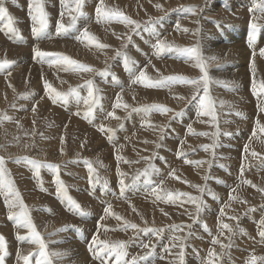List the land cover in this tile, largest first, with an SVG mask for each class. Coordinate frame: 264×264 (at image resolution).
Returning <instances> with one entry per match:
<instances>
[{
  "label": "rangeland",
  "instance_id": "obj_1",
  "mask_svg": "<svg viewBox=\"0 0 264 264\" xmlns=\"http://www.w3.org/2000/svg\"><path fill=\"white\" fill-rule=\"evenodd\" d=\"M104 1L106 2L105 5L107 7L117 9V10L123 12L124 15L128 16L132 20L139 22L142 26L145 22H147L149 20V18L155 19L158 17H163V19L161 20V25L155 26L156 31L160 34V37L162 40H165L168 43L176 44V45L181 46V47L197 46L196 38H197L198 33H200V32L204 33L205 32V34H209L206 31L209 27L212 28V26L214 27V30L217 31L218 34L221 33V35H220L221 37H223V34L225 32L241 33L242 31L243 32L246 31L245 38H248L249 32H250V28H249L250 22H256L258 24L260 23V25L261 24L262 25L260 26L259 30L256 32V38L260 39V40L262 37V30L264 29V23H263L264 22V13H262L258 9H256V10L253 9V5L259 4L261 2V0H129V1L124 0L128 4L125 2L118 1V0H114V1L113 0H104ZM28 2H29V0H5V7L8 9L9 14L14 18V21H15L14 27H16L20 31L21 35H23V36H27V35L29 36V34L31 33V27H32V22H31V19L29 17V13H28ZM97 3H98V1H97ZM97 3L94 2V3H91L89 5L85 4V7H84L85 15L83 17L79 18V20L77 21V24H78L77 27L79 29L87 28L89 30V32L92 33L97 38L99 43L108 45L107 48L101 49V48H98L94 45H90L87 42H81L80 40L75 39V36L78 35V32H75V31H72V36L70 35V36H58V37L55 36L54 37L55 41H57L58 39H61V40L73 39L74 43H76V45L75 44L72 45L74 48V51H75V52H73V54L71 51H69L68 47H62L61 48V46L56 44V43H54L55 46H53L51 48L52 53H60L64 56H68L71 59L79 62L80 64L90 66L95 71H92V72L73 71V70H67L66 71V70H64V66L61 64L55 63V62L50 61V60L49 61H44V60L41 61L39 59L36 62H30V63L28 62V64H26L27 62H21V63L13 64L10 68L5 69V71L2 74L4 76H9V73L12 75V73H15V72L21 70V68L23 66H24V68L38 66V67H40V70H43V72L46 74V76L49 74L48 76L50 77L49 79L48 78L46 79V77H41L40 79H38L37 83L40 86L41 85L44 86L45 82H47L48 84H50L52 86V88H55L56 90H58L60 88L68 90V88H74L75 86L77 87V86L84 85V82L86 81L85 77H87L90 80L94 81L95 82L94 84L98 85V87H106V84H105V86L104 85L102 86L101 83L102 82L107 83V81L98 80L99 83L96 81L97 80V73L100 70H103V68L105 66L108 67L110 65L111 66H110L109 71H112L115 69L117 70L118 65H119V63H121L122 59H118L119 57L116 55V53L118 50L125 51L128 48L129 44H127V37L128 36L133 37V35L135 33L132 32V26L131 25H126L125 23H121L118 20H111V21L87 20L89 18L97 19L96 13L94 10ZM123 3L127 4V6L129 5L130 9H126V6L123 5ZM111 4H112V6H111ZM157 4L161 5V8L158 9L157 7H155V5H157ZM181 6H196V11L194 14L189 13L187 11L181 10ZM24 7H25L26 11H24ZM57 7L60 8L59 0H46L45 9H46L48 16H49L48 32H51V33H53L52 32L53 28L54 29L56 28L57 20L60 19V12L57 10ZM86 7H88V8H86ZM250 9H253V10L250 11ZM180 12L184 14V19L183 20H175L176 17H174V14L175 13L177 14ZM170 18L172 20L168 21V19H170ZM67 19H68V17L65 16L64 21L67 22ZM190 19L193 20V22H191ZM196 19H197V21H195ZM188 20H190L191 23L187 22ZM28 21H29V25H30V27H29L30 33L27 32L26 22H28ZM201 21H202V23H201ZM212 21L218 22V23H220V25L217 23L210 24ZM6 23H7L6 19L0 18V28H4ZM223 23L224 24L228 23V25H229V26L227 25L228 28H225V25ZM177 24L180 25L179 30H177V28H176ZM218 25H219V27H218ZM182 26H184V27H182ZM185 26H187V27H185ZM200 26H201V28H200ZM221 26H223V27H221ZM193 27H195V28H193ZM181 28L183 30H181ZM203 28H205L204 31H203ZM184 29H187L188 31L185 32ZM223 29H226V30H223ZM145 33L146 32L141 31L140 32L141 35L136 34V39L138 40V43H140V44H138V46L142 49L143 48L146 49V38L147 37L148 38L155 37V36H152L151 34H146V36H144ZM203 33H202V37L204 38L206 35ZM5 34H7V36L12 39L11 34L8 33L6 30H5ZM12 41L17 43V44H21L20 42H17L13 39H12ZM24 41L26 42V44L28 46H30V47L32 46L33 48H36V47L39 48V46L41 45V42H42L41 41L39 43L40 40H37L35 43L33 41H29L26 39H24ZM243 42L244 43L241 42L242 44L240 45V47H242V48L235 49V52H238V53L241 52V50L244 48V45L247 43V41L243 40ZM69 44H72V43H69ZM35 45H36V47H35ZM5 46L7 47L8 44L5 43ZM253 46H252V48H253L252 53L255 52V56H256V45H255V43ZM54 47H56V48H54ZM33 48H31L32 51H33ZM200 49H201V52L206 51V53L204 52L206 54L204 56H207V58H204V59H205L207 68L213 69V68L220 65L221 61L218 60L219 57L217 55H214V57H216L215 60L209 59L210 58L209 57L210 48L206 47V45L203 44L202 47H200ZM260 49L261 48L259 46V48L257 49V52H259ZM53 50H54V52H53ZM6 52L9 53L7 50H6ZM149 53L150 52L146 49L144 54H142L143 56L141 55V58H142V62H143L142 65L147 64L146 68L143 70L145 71L146 75L149 78H151L152 80H158V79H162L164 77H169V76H184L190 80H200V78L203 76V73L201 72L200 68L196 66V63L194 64L193 61H195V60L188 59V58L186 59L185 57L181 56L184 58L182 60V59H179L177 57V55L174 53L173 54L165 53L164 54L165 61H160L158 63L157 62L152 63L153 58H152L151 54L149 55ZM127 55H128V53H127ZM254 58L255 57L251 54L249 65L247 68L252 73H253L252 68H254L255 73L257 72L255 74V75H257V76H255V77H257L256 82H257V84H259L261 81H263V78L259 75V72L261 71L260 69H262V67L264 68V59L263 58H257L256 61L254 62L253 61ZM160 59L161 58H159L156 61H159ZM134 60H136V59H134ZM177 61H182V62H177ZM49 62H50V64H49ZM32 63H34V64H32ZM46 63L49 64L48 68L43 67ZM259 64H260V66H259ZM102 65H105V66L102 67ZM141 66L136 67V69L138 70L137 71L138 73H139V69H142ZM24 68H22V69H24ZM54 70H55V72H54ZM209 77L211 80L210 83L208 84L209 96L213 102L215 101L214 106L218 107V108H216L217 110L214 107V111L216 110L215 111V116H216L215 123L213 122L211 116H198V114L197 115L195 114V112L196 113L199 112V107L197 104L198 99L192 100V97H193V95H197V96L203 95L202 85L198 88L196 85H193V84L181 83V86H180L179 82H173V83H167L161 87H145L141 83H139V84L134 83L131 85V82H130V83H128V85L126 84L127 88L130 89V90H127L120 83H117V87L123 93L124 104H127L128 108L125 109V108L121 107L120 109L119 108L117 109V117H119V113H122V114L120 115L121 118L115 120V123H118L120 121V119L124 120L128 117V116H123V112H124V114L135 113V111H133V109H138L142 106L144 107V106H150V105H163V106L172 110L171 112H167V113H161L159 111H154L155 113H149L151 116H153L152 117L153 119H155L154 117L158 118V113L160 115L162 114V117L157 122V125L154 124L152 127L154 129V130H152V131H154V133L156 131V128L158 129V133L155 136V137H157V139H155V137L153 136L154 133L146 135V138L142 141V145H144V146H142V151H143L141 154L142 156L138 157L136 162L134 163V166H135L134 169L138 168L139 173L143 172L142 170H144L145 168H148L150 164L154 165L155 168L158 169V171L153 172L151 174V176H150L151 183H146L145 178L142 176L138 181H136L135 184H133V179H130L129 174L125 173L126 174L124 177L125 183L127 185H129V187L126 188V190H127L126 193L128 196L124 200L121 199L122 196H120V195H123V194H121V191H120V185H119L120 177L113 182H109L108 184H110V185L112 183H116V184L112 185L110 187H107V188L103 187L102 182H101L102 184H100V183L99 184H95V183L93 184L92 183V185H94L95 187H99V188L97 189V191H94V187H92V188L90 187V188H88L89 190L86 189L85 194L92 202H94L96 205H99V207H97L95 209V211L93 212V210H91L87 206L83 205L82 208L88 213L86 216H83V217L69 211L67 208L68 207L67 204H63V200L59 201V203L62 206V208L60 210H63L61 215L62 216L65 215V216L62 217L60 215L61 218H60V216H57L58 220L55 219L56 216L54 218L55 220L52 219L50 221L49 219H47L49 221V224L53 223L52 221H54L53 224L55 226L50 225L49 226L50 228L48 227V229H43V225L41 224L42 229L41 230H40V228H38L39 230L37 229V231L44 238L45 243L47 240V243H46L47 246H49V245L51 246V247L50 246L48 247L49 251H53L54 249H56V251L60 252L59 251V249L61 250L60 247L65 246V244H61L59 242V238H63L65 235H68L67 237H69V239H68L69 241H71V238H75V239H78L81 241V243H79V245H78V250L84 251L85 257L87 258V260L89 259L88 260L89 262L94 260L92 253L89 251V244L92 240L93 235H98L100 240H108V241L110 240L109 239L110 236L108 237V239H104V237L109 234V232H108L109 229H107V228H109L108 224H105V220L108 216V214H106V212H105V207L110 206L111 209L119 208V207L120 208L125 207V208H127L126 210H128L130 212V214L134 213L133 209L136 208L135 214H138V217L127 218V219H124V221H127L128 223L133 222L134 224H137L139 228L149 227V228H156V229L162 230L159 235H156L154 233L141 232V234L138 236V232L135 231L134 234H132V236L130 237V239H126L125 238L126 235L123 236L122 240L127 242V247H126L127 256H125V258H124L125 261H131V259L133 257H137V259H138L139 256H143L148 251H151L152 255L148 256L147 259H145V260H139L138 259V264H167V263L168 264H179L178 253H179L180 249L178 247H176V248H170L169 251L165 250L166 246H170V245H172L173 242H176V241H174L173 238H174V234H176V232H178L179 230H175L172 227H170L172 225L184 226L183 231H182V235H180V236L181 237L187 236V239L184 241L186 244L185 249H188V251H187L188 255H189V251L192 254H194L193 255V261L195 262V264H205V261H206L207 255H208V251L210 249H214L217 253L221 254L219 264H248L251 256H253V255H255L257 257L264 256V240H262L260 238V236L258 235V231L260 229V223H261L262 219H264V211H263V209H264V194H261L259 191H257V188H264V170H260V168L264 167V154L262 156V153H264V151L260 153L261 148L264 145V142L260 145V143L258 142L259 135L258 136L255 135V137H253L254 129L258 130L257 121H259L260 125H264V116H263L264 111L260 110V107L264 106V95L257 96V95L251 94V97H250V99H248V101L257 99L254 102V104L252 105V107H253L252 110H253V113H255V114L252 118V121H250L251 124L254 126H251L249 121L244 123L248 127L252 128V130L249 132L250 135L242 136V137H240L239 141L235 142L233 137L235 138L236 135L232 132L235 131V128H237V125H233V123H231V122L233 120L234 113H236L238 111V109H236V111H234V109H233V113H231L232 109H230V111H229V108H226V107H228V105H232V104L234 105L232 107L238 106L239 101L243 99L241 93L246 92L247 88L252 87L251 85H252L253 79L251 77H253V76H249V78L252 79V80L248 81V85H250V86H248L244 82H241V83L240 82L238 83L237 81L235 82L236 85L234 84L233 85L234 87L232 86V88H237L238 93L235 90H230V91L227 90V88L229 89L230 85H232V84H229V86H228V83H222V85H227L228 86L227 88H225L223 90L216 89L215 84L212 80V79H214V77H212V76H209ZM23 80L20 81V82H25V84L22 88L19 86V82H14V83H12L13 85L11 84V86L7 88L6 92H4L3 90H0V93H1L0 94V116L6 115L8 117H11V119H6L7 122H5L6 121L5 119L0 120V146H3V148H0V157L4 158L5 167L9 171L11 179L14 181L15 186L17 187L18 191L20 192L24 203L28 206L29 212L31 215L33 212L35 213V211L37 213L40 211V209H38V207L39 206L41 207V203H42L41 200L43 199V196H47L51 200L56 199V196H57V194H56L57 185L55 183L56 174L54 172L46 174L45 173L46 169L44 168L45 170L44 169L40 170L39 178H37V176L35 175L34 170L32 169L31 166H29L30 170H28L24 165H22L23 160H21L18 163V162H15L17 160L16 158H18V157H29V158L37 159V160L44 161V162H46L48 160V161H50V163H53V162L55 164L60 163V166L65 167V165L63 163L64 162L69 163L70 162L69 158L73 155V153L80 154L83 151V148L78 150L77 146L74 145L73 143H71V141L69 139H67L68 141L65 139L64 146L66 144H67V146H68V144H71L72 146L68 147L69 151L65 152L66 154L64 157L58 158V159H53L50 157L45 158V156L42 154L43 151H42L41 145H43V143H46L47 140L45 142L43 141L42 137H44V135L41 133L43 131L40 130L42 118H40L39 115H35V113L30 115V113H31L30 110L32 109L31 107H27L25 110H23L24 105L26 104L23 101L25 99L24 95H23L24 94L23 91L25 90L26 92H28L29 93L28 96H30L31 94L35 93V92H32V90L35 91V89L31 88V84L29 82L27 83V81L25 79H23ZM55 80H57V81L55 82ZM211 82H212V84H211ZM59 83H61L63 87H60ZM171 85H177V86L176 87H170ZM42 86H41V88H45ZM57 87H59V88H57ZM160 88H161V90H160ZM9 89H10V91H8ZM169 90H170V92H169ZM42 91H43V93L45 92L44 96L46 98L48 96V94L46 93L45 90H42ZM226 91H228V93ZM101 92L103 93L105 91L101 90ZM115 92H118V91L115 89ZM224 92L227 94H225ZM4 93L6 96L4 95ZM222 93H224L225 95H229V97L231 96L230 97L231 99L230 100L229 99L223 100V98H219V97H221ZM126 96H127V98H126ZM17 97H18V99H17ZM157 99H159V100H157ZM1 100H3V101H1ZM219 100L225 102L227 106L226 107L223 106V105H225V103L221 104V102ZM216 103L217 104L219 103L223 107H221L219 104L216 106ZM35 106H36V101H35ZM196 107H198V108H196ZM238 107L241 108V106H238ZM222 108H226L225 112H224V110H221ZM52 109H53V107H52ZM5 110H6V112H5ZM79 110L80 109H78L77 111H79ZM106 110H107V108H106ZM112 110H113V108L111 107L109 112ZM182 111H186L187 113H181V115H179V116L173 115V113H180ZM53 112L57 115L58 119L62 120V122L70 120V118H74L73 119L74 122H76V124H78L79 127L83 126L81 121L79 120V118H76L77 117L76 113H72V110H71L69 115H65L63 117H60L55 110H53ZM216 112L217 113L219 112L220 114L223 115V117L221 118L220 121H219V117H217L218 114ZM190 114L196 116V119H198V121L194 122L195 118H193V120H191L190 123L187 124L188 126H190L194 122V128H196L195 129L196 131H194V133H208L209 135H206V136L205 135H196V136H202L201 143L199 145H193L189 148H184L181 146L176 147L178 150H184L186 152V155L184 156V158H186V159L188 158L187 159L188 161H190L191 158L199 159L201 161H205V163H202V166H201L202 169L200 171L198 169H195L196 171L192 170L189 173H186L187 174L186 175V177H187L186 182H188L186 185L189 188H187L186 192H184V193H188L191 196H200L202 199H204V202L207 200L205 202L204 210H206V208L208 207V203L211 201L216 206L215 214L220 215V210L222 208L224 209L225 215L220 216V218H218V219L228 222L235 229V234L232 236L231 241H230L231 247L226 248L224 250H222L220 248L219 244L213 245L212 244V238L218 237L222 243L228 244L229 240L226 239V237H228V235H229L228 232L225 230L224 235L219 236V228H213L211 225L208 224V222H205L203 220V217L205 219H208V217H206V215L199 214L197 216L196 211H195V204L186 202L187 201L186 197L179 199V202H180V200L182 202H180L181 204H178L179 206H177V209L176 208L169 209L168 207H165L163 209L162 208V207H164L163 204H162V206H160V204H158L156 202L154 203L153 201L152 202L149 201L150 200L149 198L151 197V195L155 194L159 190V188H158V189H153L152 191H150V186L152 184H154L155 182H158V181L162 182V180L165 177L168 178L167 175L169 176V178L172 180L171 182L173 183V178L169 174V170L177 168L178 165L173 166V162L180 159L179 158L180 156H178L176 158V156L179 153L174 151L172 146H169V147L165 146V145H169L172 143V139L167 135L169 133V132H167V128H170L172 133L176 132L177 133V139H180L181 129L185 126L186 121L190 117ZM115 115H116V113H115ZM231 115H232V119H230ZM23 117H28L27 122L29 123V125L27 124L26 125L27 127L26 126L25 127H21V126L18 127V125H20V123L22 122ZM129 118H130V116H129ZM111 120L112 119L108 120L109 125H112L114 123L113 120L112 121ZM123 120H121V122H120L121 124H122ZM221 121H227V123L223 122V123H225V125H224L223 123H221ZM24 122H22V123L24 124ZM103 122H104V120H103ZM83 123L86 124L90 128L88 131L89 133L91 130L94 132L95 131L100 132L98 130L100 127L99 126L97 127L96 124L93 125V123L90 124L87 122H83ZM120 123H119V125H120ZM14 124L16 125V127ZM231 124H232V132L229 131V130H231L230 129ZM98 125H100V123ZM222 125H224L225 127L224 126L222 127ZM12 126H14V127H12ZM65 126H67V124ZM106 127L108 128V125ZM65 128L66 127H64V129H61L62 133H64ZM113 128H114L115 133H118L121 131L123 132V129H120L119 126L118 127L113 126ZM115 128H117V129H115ZM161 128L164 129L163 139L160 138L161 137V131H160ZM217 128L219 129V132H220V135H219L218 140H217V143H219V144H218V147H216L214 149L216 156L215 155L213 156L212 150L205 151L204 149H202L201 146L202 145H210L213 143V139H212L211 134L213 132H216ZM118 129H119V131H118ZM12 130H13V132H12ZM223 130H226L225 133L230 132V135H227V136H230V137L233 136L232 137V143H234V145L238 146L237 155L236 156L232 155L231 166L229 164L228 165L231 167V170H235L237 168L238 171H242V178L238 177L228 167H226V168L221 167V166L217 167L219 170L218 173L219 174H221V173L227 174L232 179H235L238 181H242V182L245 180L250 181L252 185H255V186L257 185V187H252V186H250L251 184H248L249 189L247 191L241 190V188H243V187L245 188V186H241L240 189H238L235 192L236 182H233V180H232V184H231L232 187H229L230 186L229 180H221L220 176H219V178L210 177L207 180H205V176L208 177V169H209L208 168L209 163H207V161L211 160V164L213 161L221 162V159L228 161V160H226V158H228V155L226 157V154L223 155L221 153L223 150L221 147V144H222V142H224L222 137L225 136L224 134L222 136V133H224ZM227 130H228V132H227ZM10 133H11V135H8ZM246 133H247V131H246ZM246 133H245V135H246ZM3 134H5L7 137ZM190 134L192 135V137L194 136V134H192V133H190ZM108 135H109V132H100V136H102V137H100L101 138L100 144L103 142V140H105V141L107 140ZM112 135H113V133H112ZM185 135L183 133V138H185ZM239 135H241V134H239ZM172 136H173V134H172ZM60 138H62V136ZM11 139H13V140H11ZM14 139H16V140L14 141ZM40 140H42V141H40ZM241 140H242V142H241ZM118 143H119V145H121L119 138H118ZM133 143H135V142H131L129 144L130 146L128 145L127 146L128 148L126 147L128 151L133 146ZM174 143H172V145ZM247 143H249V145ZM253 143L256 144V148L253 149V151L255 153L259 154L258 157H253L252 155H250V152L252 151V149L250 147L252 146ZM56 145H58V144H56ZM157 145H159V147ZM245 145L248 146V152L247 153L245 152ZM195 147L196 148L198 147V149H200V150H198V151L194 150V149H196ZM126 148L125 149L123 148L124 152L126 151L125 153H127ZM57 149H60L61 151L59 150V152L62 153V149L60 148L59 145L57 146ZM64 150H65V148L63 149V151ZM113 150L118 151L117 145H116V147L113 148ZM203 150L205 151V153ZM75 151H77V152H75ZM194 151H196L197 153H201V151H202V154H203L202 157L199 158L198 154H195V156H194V153H195ZM90 152H88V153L92 157H96L94 155L99 154V150L97 152L95 149L93 151H90ZM116 153H118L116 155H119V153H121V150H120V152H116ZM246 155H247V158L243 159V160L240 159L241 160L240 164L237 166L238 157L240 158V156H242L244 158ZM73 157H79L80 158V156H73ZM92 157H89V159L91 158V160H89V159L84 160L83 159L82 161H80L81 159H77V160L73 159L72 162H74L75 165L70 166V168L72 170L77 168L81 171L83 170L84 173L87 174V177L85 178V181H84L85 187L90 185V182L88 180V178H89L88 167L84 161L92 162L94 160L93 161L94 163L92 162V166H93V168H95L96 174L97 175H103L102 171L104 169L101 168L99 162H97L98 160H96V158H92ZM144 158H148V159H144ZM97 159H98V157H97ZM10 160L11 161L13 160V161L11 162ZM108 161H109V163L107 165L113 164L112 166H113L114 170L117 169L118 165H119L118 166L119 168H120V164L122 166V163H120L116 160L114 161V159L109 158V156H108ZM230 162H231V159H230ZM7 163H9L11 166ZM178 163L179 162L175 163V165ZM124 164L128 165V163H125V162H124ZM137 164L140 165L141 167L138 166ZM233 166H237V167H233ZM240 167L243 170H240ZM10 169H11V172H10ZM23 169H25V170H23ZM61 170L71 172V170H69V169L62 168ZM109 170H110V168L107 169V171H109ZM256 170L258 173L256 172ZM27 171L30 172V174L28 175V177L30 176V178L28 179V184L31 185V187L29 185V187H30L29 191H30L31 196L34 197L35 200H33L32 197H30L29 200L26 199V196H25V193H26L25 190L26 189L23 188L21 185H18V184H20V181L16 179V178L20 179L21 177H18V176L22 175L24 173H27ZM12 172H14L15 174ZM111 172H109V173H111ZM193 172H195V173H193ZM17 173H18V175H17ZM109 173L105 172L104 175L109 174ZM13 174H14V176H13ZM213 174L215 175L216 173H213ZM46 178L49 181L44 180ZM59 178L61 180H63L61 174H59ZM197 179H199V182H196ZM217 180H218L217 186H221V184H222L221 187H213L212 186L213 183H215ZM63 182L68 187L69 183L65 182L64 180H63ZM208 184H212V185H208ZM194 186L204 187L205 188L204 193H201L199 191V188L194 187ZM111 187H112V190L109 192L108 202L104 203V200H102L101 198H104V196L106 195V192H104V194H103V191L105 189H108ZM212 187H213V190H212ZM222 187L223 188L226 187L228 191L232 190L230 192L231 195L234 197H237V199L230 200L229 195H227L226 198L221 200V202H219L220 200L214 201L213 197L216 196L217 193H219L218 190L220 188L223 189ZM166 188L170 189L171 186H169V187L166 186L165 189ZM42 189L43 190L46 189L50 193L48 194V192L46 190L43 191ZM90 189H91V191H90ZM114 189L116 190L115 194L113 192ZM100 190L102 191V194H101ZM225 190L226 189H224L222 192L223 195H226V192H224ZM75 192H78L77 198H80V197L85 195L84 191H81V190L74 191V195H75ZM171 192L172 191L170 190V193ZM119 193H120V195H119ZM176 193H183V192H176ZM0 197H1L0 198V204H2L3 207H5L2 210L0 208V231L3 232V236H5V240H6V253L7 254L5 256V264H23L22 261L17 260V253L18 252H20V253L22 252V254H25L26 252H27L26 254H28L29 252H32L34 254L33 257L31 258L32 264H35V252H36L35 250H37V246L31 245V244L27 243L26 241L24 242V241H21L17 238L18 235L19 236L20 235L21 236L22 235L23 236L28 235L27 229L18 228L17 224L15 222L14 223L11 222L12 219H9L10 209L6 206L4 196L0 195ZM38 200H39V202H38ZM120 200H122V201H120ZM140 200H142V201H140ZM143 200L148 202V204L145 203V201H143ZM241 201H247V203H242ZM122 202H124L125 204H122ZM153 203L155 204V206H153L154 205ZM38 204H40V205H38ZM151 205H152V208H151ZM130 206H132V207H130ZM157 206H159V207H157ZM159 208H161V210ZM47 209L48 208H44V209H42V211L43 210L45 211ZM5 210H6V212H5ZM146 213H148V214H146ZM211 213L213 214L214 212L209 211V214H211ZM230 214H232V215H230ZM46 215H51V214H46ZM232 216H237L239 219L238 220L229 219V217H232ZM66 217H68V219H66ZM166 217H167V219L169 218V220H167ZM193 217H195V219H193ZM31 218L33 220V223L35 222L34 224H36V225L39 224L36 221V219H34V214L31 215ZM87 218H89V219H87ZM164 220H166V221H164ZM72 221H74V222H72ZM70 224H72V225H70ZM148 224H150L152 227H150V225H148ZM205 225L207 226V228H205ZM215 225L217 227H219L218 224H215ZM60 227L62 229H65V230L59 231L61 229ZM93 227H94V229H92ZM118 228H120V227H118ZM77 229H79V231H77ZM240 229H243V231L241 232ZM6 231L8 233H6V235H4ZM49 233L52 235H49ZM135 235H136L137 239L132 242V240H133L132 238ZM197 237H200L201 242H203L204 244H200V246L197 245L195 247V245H193V243H192V239L197 238ZM249 238H250V240H249ZM52 239H53L54 243L52 242ZM166 241H169V242H166ZM257 241L259 244L257 243ZM48 242H49V244H48ZM146 243L154 245V247H151L150 249H144L142 245L146 244ZM255 243L257 244L256 247H254ZM23 244L24 245L26 244V245L24 246ZM23 246L29 247L26 252L23 251ZM252 246L254 248H251ZM198 248H199V252L197 250ZM161 257H164V258H161ZM65 260H66V258L63 259V261L59 260L60 262L56 261L55 263L56 264H63V262H64V264H67V260L66 261ZM92 263L93 264H99V261L94 260V261H92ZM69 264H72V263H69ZM86 264H87V262H86ZM111 264H115V257L111 258ZM184 264H190V263L184 261ZM257 264H260V261H257Z\"/></svg>",
  "mask_w": 264,
  "mask_h": 264
},
{
  "label": "bare ground",
  "instance_id": "obj_2",
  "mask_svg": "<svg viewBox=\"0 0 264 264\" xmlns=\"http://www.w3.org/2000/svg\"><path fill=\"white\" fill-rule=\"evenodd\" d=\"M97 1L98 0H86V5H89V4H91V3H94V2H96L97 3ZM114 1V0H113ZM112 1V2H113ZM118 1H121V2H125L124 0H118ZM127 1V0H126ZM129 1V0H128ZM115 3V2H114ZM119 3V2H118ZM125 3H127V2H125ZM125 3H123V5H125L126 6V9H130L129 7V5L127 6V4H125ZM104 4H106V2L104 1ZM115 5V4H114ZM111 6H112V4H111ZM96 7V6H95ZM210 7V6H209ZM212 7V6H211ZM86 8H88V7H86ZM235 8V7H234ZM215 9V8H214ZM57 10L59 11V12H61V11H63V9L61 8V5H60V8H58L57 7ZM61 10V11H60ZM95 10V9H94ZM135 10V9H134ZM246 10V9H245ZM256 10V9H255ZM24 11H26L25 10V7H24ZM232 12V11H231ZM240 12V11H239ZM247 12V11H246ZM93 14V13H92ZM95 14V13H94ZM205 16V15H204ZM66 17H67V15H66ZM174 17H176V19L175 20H183L184 19V14L183 13H175L174 14ZM193 18V17H192ZM240 18V17H239ZM262 19V18H261ZM87 20H92V21H94V20H97V19H94V18H89V19H87ZM172 19L170 18V19H168V21H171ZM191 20V19H190ZM190 20H188L187 22H190ZM195 21H197V19L195 20ZM194 21V22H195ZM199 21V20H198ZM262 21V20H261ZM117 22V21H116ZM186 22V21H185ZM191 22H193V20H191ZM190 22V23H191ZM207 22V21H206ZM224 22V21H223ZM111 23V22H110ZM201 23H202V21H201ZM200 23V24H201ZM210 23V22H209ZM212 23H217V24H219L220 25V23H218V22H211L210 24H212ZM247 23V22H246ZM264 23V22H263ZM197 24V23H196ZM224 24V23H223ZM230 24V23H229ZM260 24V23H259ZM26 25H27V32L28 33H30V31H29V27H30V25H29V21L28 22H26ZM78 25V24H77ZM158 25H161V21H160V23L158 24ZM225 25V28H228L227 27V25H228V23L227 24H224ZM244 25V24H243ZM262 25V24H261ZM197 26V25H196ZM210 26V25H209ZM229 26V25H228ZM182 27H184V26H182ZM185 27H187V26H185ZM199 27V26H198ZM219 27V26H218ZM221 27H223V26H221ZM231 27V26H230ZM263 27V26H262ZM193 28H195V27H193ZM200 28H201V26H200ZM204 29L205 28H203V31H204ZM233 29V28H232ZM231 29V30H232ZM115 30V29H114ZM181 30H183L182 28H181ZM223 30H226V29H223ZM249 30V29H248ZM228 31V30H227ZM52 32L53 33H51V32H48L49 33V35L51 36V39H48V38H44V39H39V38H36V37H34L33 35H32V33H30L29 34V36L27 35V36H23V35H21L22 36V39L21 40H19V41H17V40H15V41H17V42H20L21 44H17V43H15V42H13L12 41V39L11 38H9L8 36H7V34H5V31H0V60H3V59H8V60H11V61H14L15 63L14 64H16V63H21V62H27L26 64H28V62L30 63V62H36L37 60H39V58H37V59H33V51L31 50V48H33L32 46L30 47V46H28L27 44H26V42L24 41V39H26V40H29V41H33V42H35L36 43V41L37 40H40L39 41V43L41 42V45L39 46V49H41V50H43V51H46V52H52V50H51V48L53 47V46H55V44L54 43H56V44H58V45H60L61 46V48L62 47H68V49H69V51H71L72 52V54H73V52H75L74 51V48H73V46L72 45H76V43H74V41H73V39H63V40H61V39H58L57 41H55V39H54V37L56 36V37H58L57 35H56V32H55V29L53 28V30H52ZM207 33H209V34H205V32L203 33V34H205L206 36L203 38L202 37V33L200 32V33H198V35H197V38H196V40H197V45L199 46V48L200 47H202V45L204 44V45H206V47H208V48H210V54L212 55H210L209 54V57H214V55H217L218 57H219V59L218 60H220L221 62H220V65L219 66H217V67H215V68H213V69H209V68H207L206 67V69H207V73H208V75L209 76H212V77H214V79H212L213 80V82H214V84H215V87H216V89H220V90H223V89H225V88H227L228 86H229V84H232V85H230V88L228 89L227 88V90H232V89H235V91L237 92L238 91V89L237 88H232V86L235 84V82L237 81L238 83L240 82H244V83H246L247 85H248V81H250V80H252L253 79V77H251L252 79H250L249 78V76H253V73L251 72V71H249L248 70V65H249V61H250V56H251V54L253 55V53H252V47L250 48L249 46H248V38H245V35H246V31H242L241 33H232V32H225L224 34H223V37H221L220 35H221V33L220 34H218L217 33V31H215L214 30V27L212 26V28L211 27H209L208 29H207V31H206ZM74 33V32H73ZM197 33V32H196ZM143 34V33H142ZM146 34H149V33H145V35L144 36H146ZM72 36V32H70L68 35H66V36ZM141 35V34H140ZM228 36V37H227ZM140 38V37H139ZM229 38V39H228ZM160 39H161V37H160ZM14 40V39H13ZM243 40H246L247 41V43L244 45V48L241 50V52L240 53H238V52H235V49H239V48H242V47H240V45L242 44V43H244L243 42ZM132 41H133V43H131V44H129L128 45V48L124 51V52H126V53H128V56L129 57H131L133 60L134 59H136L135 61L137 62L136 63V67H138V66H141L142 64H143V62H142V58H141V55L142 54H144V52H145V50L147 49L150 53H149V55L151 54L152 55V63H155V62H160V61H165V59H164V54L162 55V56H160V57H157L156 55H155V50H154V48L152 47V45L156 42V37H150V38H146V49H142V48H140L139 46H138V44H140V43H138V40L136 39V33L133 35V37H132ZM142 41V40H141ZM72 43V44H69V43ZM242 42V43H241ZM5 43H7L8 44V46L6 47L5 46ZM23 44V45H22ZM87 44V43H86ZM145 44V43H144ZM255 45H256V56H254L255 58H254V62L256 61V59L257 58H263L264 59V56H261L260 55V51L259 52H257V49L259 48V46H260V48H264V29L262 30V37H261V40L260 39H257L256 38V40H255ZM89 46V45H88ZM35 47H36V45H35ZM254 47V46H253ZM54 48H56V47H54ZM82 48V47H81ZM6 50L9 52V53H7L6 52ZM61 50V49H60ZM78 50V49H77ZM201 50V49H200ZM56 51V50H55ZM255 51V50H254ZM53 52H54V50H53ZM147 52V51H146ZM206 53V51H203V52H201L202 53V55H203V57L204 58H207V56H204V55H206L205 53ZM62 53V52H61ZM78 53V52H77ZM147 54V53H146ZM208 55V54H207ZM143 56V55H142ZM179 59H184L183 57H181V56H177ZM92 58V57H91ZM159 58H161L159 61H156V60H158ZM118 59H122V61H123V58L122 57H119ZM187 59V58H186ZM44 61H49L48 59H45ZM121 61V63H119V65H118V68H117V70L115 69V70H112V71H109L108 72V74L106 75V76H101L99 73L100 72H102V71H104L106 68H108V69H110V66H108V67H106L105 65H102V67L103 66H105L104 68H103V70H100L98 73H97V82H98V80H101V81H107V83H101V85L103 86H105V84H106V87H98V85H96V84H94L95 85V87L96 88H98L99 90H100V93H99V95H100V97H101V101H100V104L95 108V110H94V112H93V116H92V118L91 119H85L84 118V116H83V113L86 111V106L83 104V102L81 101L80 102V104H77V102L75 101V99L74 98H72V97H69V101H68V103L67 104H63V103H53L52 102V100L49 98V96H47L46 98H45V92L43 93V91L42 90H45V88H41V86L37 83V81H38V79H40L41 77H46V79L48 78H50L48 75L46 76V74L43 72V70H40V67H38V66H36V67H26V68H24V66L22 67V68H24V69H22L21 68V70H19V71H17V72H15V73H12V75L10 74L9 76H4L2 73L5 71V69L4 70H2V71H0V90H3L4 92H6L7 91V88L8 87H10L11 86V84L12 83H14V82H19V86L22 88L23 86H24V84H25V82H20V81H22L23 79H25L26 81H27V83L29 82L30 84H31V88H33V89H35V91L34 90H32V92H35V93H33V94H31L30 96H28L29 95V93L28 92H26L25 90L23 91V93L24 94H27V97L23 100L26 104L24 105V108H23V110H25L27 107H31L32 109L30 110V115L31 114H34L35 113V115H39L40 116V118H42L41 120H42V123H41V125H40V130L41 131H43V132H41L43 135H44V137H42L43 138V141L45 142L46 140H47V142L46 143H43V145H41L42 146V151H43V155L45 156V158H48V157H50V158H53V159H58V158H62V157H64L65 156V152H67V151H69L68 150V147H70V146H72L71 144H68V146H67V144L64 146V143H65V139L67 140V139H69L70 141H71V143H73L74 145H76L77 146V149L79 150V149H82L83 148V151L80 153V154H76V153H73V155L69 158V160H70V162L69 163H66V162H64L63 164L65 165V167H63V166H61L60 167V172H59V174H61V176H62V178H63V180L65 181V182H68L69 183V185H68V194L73 198V199H75L81 206H83V205H85V206H87L89 209H91V210H93V212L95 211V209L97 208V207H99V205H96L94 202H92L87 196H86V194H85V191H86V189H88V188H92V187H94V191H97V189L99 188V187H95L94 185H92V183H90V185H88L87 187H85V184H84V181H85V178L87 177V174L86 173H84V171L82 170H79V169H77V168H75L74 170H72L71 168H70V166H73V165H75L74 164V162H72V160L74 159V160H77V159H81L80 161H82L83 159L85 160V159H89V157H92L91 155H89V153L88 152H90V151H93L94 149L98 152V150H99V154L97 155H94V156H96V157H92V158H96V160H98V162H99V164H100V166H101V168L102 169H104L102 172H103V175H98L99 176V178H100V180H101V182L103 183V180H107L108 181V183L109 182H113V181H115L116 179H118L119 178V176L117 175V169L116 170H114L113 169V164L112 165H107L108 163H109V161H108V156H109V158H113L114 159V161L116 160V161H118L117 160V156H120V157H123V160H121V161H118V162H120V163H122V166H121V164H120V171L121 172H123V173H128L129 174V177H130V179H133L138 173H139V169L138 168H135L134 169V163L136 162V160H137V158L138 157H140V156H142L141 154H142V146H144V145H142V141L146 138V135L147 134H152V133H154V131H152V130H154L152 127H153V125L154 124H156L157 125V122L160 120V118L162 117V114L160 115L159 113H158V118H156V117H154L155 119H153L152 117L153 116H151L150 114H149V112H145V111H143L142 109L145 107H140V108H138V109H141L140 111H135V113H127V114H124V112H123V116H128L126 119H120V121L118 122V123H115V120L116 119H114V118H112V117H109L108 115H107V113L109 112V110L111 109V107L113 108V110L112 111H110V112H114V113H116V116H117V109L118 108H114L113 107V105L117 102L116 101V97H117V94H119L120 95V97H121V103L122 104H124V98H123V93L120 91V89L117 87V83H120L122 86H124L125 87V89H127V90H130V89H128L127 88V86H126V84L128 85V83H130L131 82V85L132 84H134L132 81H133V77L132 76H130L129 75V73H128V71L124 68V66H123V62ZM211 61V60H210ZM263 61V60H262ZM177 62H182V61H177ZM187 62V61H186ZM194 62V64L196 63L195 61H193ZM260 63V62H259ZM32 64H34V63H32ZM49 64H50V62H49ZM49 64L48 63H46L43 67L44 68H48L49 67ZM262 64V63H261ZM23 65V64H22ZM147 65V64H146ZM146 65H142L141 66V68L142 69H145L146 68ZM156 65V64H155ZM254 65V64H253ZM57 66V65H56ZM259 66H260V64H259ZM113 67V66H112ZM262 67V66H261ZM140 70V69H139ZM151 70V69H150ZM252 70H253V68H252ZM261 71L259 72V75L263 78V81H264V68L262 67V69H260ZM57 71V70H56ZM138 71V70H137ZM255 71V70H254ZM54 72H55V70H54ZM53 72V73H54ZM57 73V72H56ZM70 73V72H69ZM257 73V72H256ZM255 73V74H256ZM52 74V73H51ZM136 74L138 75V72H136ZM52 76V75H51ZM110 76V77H109ZM113 76H115L116 77V81L114 82L113 81ZM255 76H257V75H255ZM86 78V81L87 80H90L89 78H87V77H85ZM255 80H257V77H255ZM24 81V80H23ZM57 80H55V82H56ZM70 81V80H69ZM68 81V82H69ZM211 81V80H210ZM253 81V80H252ZM53 82V81H52ZM51 82V83H52ZM54 82V83H55ZM94 82V81H93ZM85 83V82H84ZM95 83V82H94ZM99 83V82H98ZM210 83V82H209ZM222 83H228V86L227 85H222ZM64 84V83H63ZM137 84H139V83H137ZM211 84H212V82H211ZM13 85V84H12ZM28 85V84H27ZM179 85L181 86V83H179ZM178 85V86H179ZM236 85V84H235ZM58 86V85H57ZM59 86L60 87H63L62 86V84L61 83H59ZM177 85H171L170 87H176ZM248 86H250V85H248ZM252 86V85H251ZM27 87V86H26ZM42 87H44V86H42ZM76 87V86H75ZM74 87V88H75ZM220 87V88H219ZM234 87V86H233ZM57 88H59V87H57ZM169 88V87H168ZM18 89V88H17ZM53 89H55V88H53ZM115 89L118 91V92H115ZM124 89V88H123ZM164 89V88H163ZM13 90V89H12ZM56 90V89H55ZM68 90H69V88H68ZM67 89L65 90V89H62V88H60V89H58V90H56V91H58V92H67L68 91ZM101 90H103V91H105V92H101ZM160 90H161V88H160ZM177 90V89H176ZM8 91H10V89L8 90ZM156 91V90H155ZM175 91V90H174ZM218 91V90H217ZM161 92V91H160ZM169 92H170V90H169ZM227 93H228V91H226ZM242 92V91H241ZM168 93V92H167ZM225 93V92H224ZM222 93L221 94V97H219V98H223V100H225V99H231L230 97H229V95H225V94H227V93ZM233 93V92H232ZM238 93V92H237ZM1 94V93H0ZM23 94V95H24ZM251 94H253L252 93V90H251V88H247V90H246V92H243V93H241V95H242V100H240L239 101V103H238V106H241V108L240 107H238V106H235V107H232V106H234L233 104L232 105H228V107H226L227 105H226V103H225V105H223V106H225L226 108H229V111H230V109H232L231 111V113H233V109H234V111H236V109H238V111L236 112V113H234V115H233V120H232V122L231 123H233V125H237V128H235V131L234 132H232V124H231V130H229L230 132H232V133H234L236 136H235V138L233 137V139L235 140V142H237V141H239V139H240V137H242V136H247V135H250V131L252 130V128H250V127H248L246 124H244V123H246V122H250V121H252V118H253V116H254V114L255 113H253V110H252V105L254 104V102L257 100V99H254V100H251V101H248V99H250V97H251ZM4 95H5V93H4ZM80 95L81 96H86L87 95V90L86 89H84V88H81L80 89ZM157 95V94H156ZM6 96V95H5ZM8 96V95H7ZM22 96V95H21ZM159 96V95H158ZM2 97V96H1ZM23 97V96H22ZM253 97V96H252ZM3 98V97H2ZM6 98V97H5ZM126 98H127V96H126ZM17 99H18V97H17ZM16 99V100H17ZM23 99V98H22ZM4 100V99H3ZM3 100H1V101H3ZM157 100H159V99H157ZM222 100V99H221ZM28 101V102H27ZM35 101H36V108H35V111H33V105H35ZM218 101V100H217ZM220 101V100H219ZM238 101V100H237ZM196 102V101H195ZM220 102H222V101H220ZM21 103V102H20ZM38 103V104H37ZM197 103V102H196ZM214 103H215V101H214ZM198 104V103H197ZM196 104V105H197ZM219 104V103H218ZM217 103H216V106L218 105ZM235 104V103H234ZM27 105V106H26ZM220 105V104H219ZM140 106V105H139ZM221 106V105H220ZM223 106H221V107H223ZM247 106V107H246ZM52 107H53V109H52ZM215 107V106H214ZM12 108V107H11ZM106 108H107V110H106ZM137 108V107H136ZM196 108H198V107H196ZM216 108H218V107H215V109ZM226 108H222L221 110H224V112H225V110H226ZM78 109H80L79 111H77ZM120 109V108H119ZM20 110V109H19ZM53 110H55L56 112H57V114L60 116V117H63V116H65V115H69L70 114V112H71V110H72V113H80V115H77V117L76 118H79V120L81 121V123H82V125L83 126H81V127H79L78 126V124H76V122H74V118H70V120H67V121H65V122H62V120H60V119H58V117H57V115L53 112ZM198 110V109H197ZM217 110V109H216ZM215 110V111H216ZM228 110V109H227ZM77 111V112H76ZM214 111V112H215ZM5 112H6V110H5ZM21 112V111H20ZM221 112V111H220ZM3 113V112H2ZM9 113V112H8ZM19 113V112H18ZM150 113H155L154 111H152V112H150ZM180 113H187L186 111H182V112H180ZM217 113V112H216ZM223 113V112H222ZM15 114V113H14ZM122 113H119V118H121L120 117V115H121ZM195 114L197 115L198 113H196L195 112ZM218 114V116L217 117H219V121L221 120V118L223 117V115L222 114H220L219 112L217 113ZM230 114V113H229ZM12 115V114H11ZM34 115V116H35ZM232 115L230 116V119H232ZM15 116V115H14ZM129 116H130V118H129ZM198 116H200V115H198ZM263 116H264V113H263ZM20 118V117H19ZM18 118V119H19ZM27 118L28 117H23V120H22V122H24V124L21 122L20 123V125H18V127L19 126H21V127H25L27 124L29 125V123L27 122L28 120H27ZM69 118V117H68ZM75 118V119H76ZM124 118V117H123ZM193 118H195L194 119V122L195 121H198V119H196V116H194V115H191L190 114V117L188 118V120L186 121V124H185V126L181 129V137H180V139H177V133L176 132H174V133H172L171 132V130H170V128H167V132H169L167 135L172 139V143H174L173 145H172V143L171 144H169V145H165V146H172V148H173V150L174 151H176L177 153H179L177 156H176V158L178 157V156H180L179 158L180 159H178L177 161H175V162H173V166H177L178 165V169L177 168H174V169H172V170H169V174L172 176V178H173V183L171 182L172 180L169 178V176L167 175V177L170 179H168V178H164L163 180H162V182H160V181H158V182H155L154 184H152L151 186H150V191H152L153 189H158L159 188V190L155 193V194H153V195H151V197L149 198L150 200L149 201H153L154 203L156 202V203H158V204H160V206H162V204L164 205V207H162L163 209L165 208V207H168L169 209H171V208H176L177 209V206H179L178 204H181L180 202H182L181 200H180V202H179V200L177 201H175V202H172V201H169L168 200V197H167V193H170V190L173 192H171L173 195H175L176 194V192H186V190H187V188H189L186 184L188 183V182H186V173H189L190 171H192V170H195V169H198L199 171L202 169V164H195V163H186L185 161L188 159H186V158H184V156L186 155V152L184 151V150H178L176 147L177 146H181V147H184V148H189V147H191V146H193V145H199L200 143H201V138H202V136H196L195 134H194V136L192 137V135L190 134V132L188 131V128H189V126L187 125V124H189L190 123V121L191 120H193ZM110 119H112L113 120V122L115 123H113L112 125H109L108 124V120H110ZM228 119V118H227ZM1 120V119H0ZM6 120V119H5ZM78 120V119H77ZM76 120V121H77ZM103 120H104V122H103ZM111 120V121H112ZM121 120H123L122 121V124L120 123L121 122ZM64 121V120H63ZM110 121V122H111ZM5 122H7V120L5 121ZM15 122V121H14ZM40 122V121H39ZM83 122H87V123H93V125H97V127L99 126H101V125H103L104 127H106L107 125H108V128L106 127V129H112L113 128V126H116V127H120V129H123V132L121 131V132H118V133H115L114 131L113 132H111V133H109V135H111L112 136V140H109V138H107V140L105 141V140H103V142L100 144V140H101V138L100 137H102V136H100V132H97V131H90V133L88 132L89 131V127L86 125V124H84ZM194 122H193V124L192 125H190L191 126V128H192V130H193V132L194 131H196L195 129L196 128H194ZM223 122H226L227 123V121H221V123H223ZM100 123V125H98ZM119 123H120V125H119ZM33 124V123H32ZM67 124V126H65ZM197 124V123H196ZM224 125H225V123H223ZM250 124H251V122H250ZM15 125V124H14ZM224 125H222V127L224 126ZM198 126V125H197ZM251 126H254V125H252L251 124ZM12 127H14V126H12ZM15 127H16V125H15ZM27 127V126H26ZM29 127V126H28ZM64 127H66L65 128V131H64V133H62L61 132V129H64ZM225 127V126H224ZM8 128V127H7ZM94 128V127H93ZM92 128V129H93ZM96 128V127H95ZM186 128V129H185ZM115 129H117V128H115ZM140 129V130H139ZM113 130H114V128H113ZM139 130V131H138ZM199 130V129H198ZM116 131V130H115ZM118 131H119V129H118ZM246 131H247V133H246ZM12 132H13V130H12ZM11 132V133H12ZM198 132V131H197ZM223 132L225 133L226 132V130H223ZM227 132H228V130H227ZM229 132V133H230ZM11 133L10 134H8V135H11ZM112 133H113V135H112ZM157 133H158V129L156 128V131H155V133L153 134V136L155 137L156 135H157ZM183 133H184V135H185V138H183ZM224 133H222V136H223V134ZM245 133H246V135H245ZM85 134V135H84ZM172 134H173V136H172ZM239 134H241V135H239ZM3 135H5V134H3ZM63 137V143L61 142V136ZM109 135H108V137H109ZM259 135V140H258V142L260 143V145L264 142V135H261L259 132H258V130H257V134H256V136H258ZM6 136V135H5ZM18 136V135H17ZM7 137V136H6ZM105 137V136H104ZM149 137V136H148ZM232 137H230V136H227V135H225V136H223L222 137V139L224 140V142H222V144H221V147H222V154L223 155H225L226 154V157H227V155H228V158H226V160H228V161H225L224 159H221V162H218V161H213L212 162V164L211 165H208L209 167V169H208V178H210V177H212V178H214V177H217V178H219V176L221 177V180H229V182H230V186L229 187H232V180H233V182H236V184H235V186H236V189H235V192L238 190V189H240V187L241 186H245V188L243 189V188H241V190H245V191H247L248 189H249V187H248V184L246 185L244 182H242V181H238V180H235V179H232L231 177H229L227 174H219L218 173V168L217 167H219V166H221V167H224V168H226V167H228L230 170H231V163H232V155L233 156H236L237 155V149H238V146L237 145H234V143H232ZM253 137H255L254 135H253ZM118 138L120 139V144L121 145H119V143H118ZM167 138V137H166ZM4 139V138H3ZM91 139V140H90ZM104 139V138H103ZM155 139H157V137H155ZM205 139V138H204ZM11 140H13V139H11ZM10 140V141H11ZM16 139H14V141H15ZM222 140V141H223ZM227 140V141H226ZM40 141H42V140H40ZM68 141V140H67ZM5 142V141H4ZM131 142H135V143H133V146L131 147V149L128 151L127 150V146L131 143ZM181 142V143H180ZM241 142H242V140H241ZM247 142V141H246ZM245 142V143H246ZM250 142V141H249ZM11 143V142H10ZM161 143V142H160ZM56 144H58L59 146H60V148L62 149V153L61 152H59V150L60 149H57V146L58 145H56ZM83 144V145H82ZM219 144V143H218ZM248 145H249V143H247ZM4 145V144H3ZM17 145V144H16ZM15 145V146H16ZM111 145V146H110ZM116 145H117V148H118V151H116V150H113V148L114 147H116ZM5 146V145H4ZM7 146V145H6ZM20 146V145H19ZM130 146V145H129ZM55 147V148H54ZM79 147V148H78ZM127 147V148H126ZM220 147V146H219ZM0 148H3V146H0ZM5 148V147H4ZM65 148V150L63 151V149ZM126 148V150H127V153H125L124 152V149ZM130 148V147H129ZM196 148V147H195ZM225 148V149H224ZM251 149H252V151L250 152V155H251V153L252 152H254L253 151V149H255L256 148V144L255 143H253L252 144V146L250 147ZM74 149V148H73ZM76 149V150H77ZM180 149V148H179ZM203 149V148H202ZM77 150V151H78ZM120 150H121V153H119V155H116V154H118V153H116V152H120ZM194 150H200V149H198V147L196 148V149H194ZM61 151V150H60ZM74 151V150H73ZM77 151H75V152H77ZM101 151V152H100ZM204 151V150H203ZM219 151V150H218ZM221 151V150H220ZM264 151V145L262 146V148H261V151H260V153L261 152H263ZM20 152V151H19ZM195 153H194V156H195V154H198L199 155V158H201L202 157V151H201V153H197L196 151H194ZM9 153V152H8ZM83 153V154H82ZM88 153V154H87ZM91 153V152H90ZM94 153V152H93ZM181 153H183V155H181ZM204 153H205V151H204ZM263 154L264 153H262V156H263ZM22 155V154H21ZM221 155V154H220ZM43 156V157H44ZM73 156H80V158L79 157H73ZM216 156V155H215ZM97 157H98V159H97ZM190 158V157H189ZM247 158V155L243 158L242 156H240V158L238 157V159H237V166L240 164V161L241 160H243V159H246ZM17 159V158H16ZM141 159V158H140ZM213 159V158H212ZM219 159V158H218ZM230 159H231V162H230ZM235 159V158H234ZM241 159V160H240ZM263 159V158H262ZM261 159V160H262ZM15 160V159H14ZM52 160V159H51ZM89 160H91V158L89 159ZM11 161V160H10ZM13 161V160H12ZM11 161V162H12ZM46 161V160H45ZM56 161V160H55ZM79 161V160H78ZM94 161V160H93ZM92 161V162H93ZM124 161H131L132 163H128V165L126 164H124ZM190 161H201V160H199V159H194V158H191L190 159ZM211 161V160H210ZM252 161V160H251ZM16 162V161H15ZM46 162H50V161H46ZM85 162V161H84ZM91 162V163H92ZM139 162V161H138ZM177 162H179L178 164H176L175 165V163H177ZM243 162V161H242ZM19 163V162H18ZM54 163V162H53ZM57 163V162H56ZM94 163V162H93ZM244 163V162H243ZM255 163V162H254ZM261 163V162H260ZM7 164H9V163H7ZM77 164V163H76ZM98 164V163H97ZM142 164V163H141ZM230 166H229V165ZM248 164V163H247ZM10 165V164H9ZM8 165V166H9ZM22 165H24L28 170H30V168H29V166L30 165H28L26 162H24L23 161V163H22ZM58 165H60V163H58ZM117 165V164H116ZM138 165V164H137ZM11 166V165H10ZM9 166V167H10ZM119 166V165H118ZM117 166V167H118ZM138 166H140V165H138ZM190 166V167H189ZM237 166H233V167H237ZM242 166V165H241ZM263 166V165H262ZM141 167V166H140ZM251 167V166H250ZM13 168V167H12ZM62 168H64V169H69V170H71V172H69V171H62L61 169ZM108 168H110V170L109 171H107V169ZM44 169V168H43ZM46 169V168H45ZM44 169V170H45ZM234 169V168H233ZM23 170H25V169H23ZM132 170V171H131ZM197 170V171H198ZM240 170H242V168L240 167ZM260 170H264V167H262V168H260ZM112 171V172H111ZM131 171V172H130ZM143 171V170H142ZM196 171V170H195ZM232 172H234L238 177H240V178H242V171H238L237 170V168L235 169V170H231ZM10 172H11V169H10ZM23 172V171H22ZM86 172V171H85ZM109 173V172H111V173H109V174H106V175H104V173ZM221 172V171H220ZM256 172H257V170H256ZM12 173H14V172H12ZM46 174L47 173H52V171L51 170H48V169H46V172H45ZM193 173H195V172H193ZM198 173V172H197ZM213 173H216L215 175L213 174ZM258 173V172H257ZM15 174V173H14ZM14 174H13V176H14ZM30 174V172L29 171H27V173H24V174H22V175H19L18 177H21L20 179H18V178H16L17 180H19L20 181V184H18V185H21L23 188H25L26 190V193H25V196H26V199L27 200H29L30 199V197H32L31 196V194H30V191H29V189H30V187H31V185L30 184H28V179L30 178V176L28 177V175ZM192 174V173H191ZM230 174V173H229ZM17 175H18V173H17ZM32 175V174H31ZM88 175H90V174H88ZM207 175V174H206ZM245 175V174H244ZM243 175V176H244ZM12 176V177H13ZM247 176V175H246ZM262 176V175H261ZM260 176V177H261ZM46 177V176H45ZM142 177V176H141ZM140 177V178H141ZM196 177V176H195ZM237 177V178H238ZM255 177V176H254ZM26 178V179H25ZM197 178V177H196ZM216 178V179H217ZM236 178V177H235ZM248 179V178H247ZM44 180H47V181H49L47 178L46 179H44ZM88 180H89V178H88ZM52 181V180H51ZM23 182V183H22ZM196 182H199V179H197L196 180ZM258 182V181H257ZM46 183V182H45ZM44 183V184H45ZM102 183H100V184H102ZM212 183V182H211ZM256 183V182H255ZM94 184V183H93ZM116 183H112L111 185L110 184H108L109 186L108 187H110V186H112V185H115ZM29 185H30V187H29ZM208 185H212V184H208ZM218 185V180L215 182V183H213V187H221L222 186V184H221V186H217ZM252 185V184H251ZM250 185V186H251ZM99 186V185H98ZM166 186H171V188L169 189V188H166L165 189V187ZM213 187H212V190H213ZM256 187H257V185H256ZM17 188V187H16ZM19 188V187H18ZM57 188V187H56ZM223 188V187H222ZM20 189V188H19ZM104 189V188H103ZM116 189V188H115ZM114 189V190H115ZM211 189V188H210ZM224 189H226L224 192H226V195H223V190ZM44 190H46V189H44ZM43 190V191H44ZM79 190H81V191H84V196H82V197H80V198H77L78 197V192H75V195H74V191H79ZM89 190V189H88ZM112 190V187L111 188H108V189H105L104 191H103V194H104V192H106V195L104 196V198H101L102 200H104V203H107L108 202V199H109V192ZM113 190V192H114V194H115V192H116V190L114 191ZM47 191V190H46ZM45 191V192H46ZM90 191H91V189H90ZM101 191V190H100ZM195 191V190H194ZM232 191V190H231ZM231 191H228L227 190V188L226 187H224L223 189H219L218 190V192L219 193H217L216 194V196H214L213 198H214V201H217V200H220L219 202H221V200H223L224 198H226V196L227 195H229L230 194V192ZM48 192V191H47ZM127 190L125 189L124 190V192H123V195H120V193H119V195L120 196H122V198L121 199H125L128 195H127ZM50 192H48V194H49ZM53 193V192H52ZM93 193V192H92ZM151 193V192H150ZM222 193V194H221ZM240 193V192H239ZM46 194V193H45ZM101 194H102V191H101ZM81 195V194H80ZM215 195V194H214ZM218 195V196H217ZM43 196V195H42ZM41 196V197H42ZM53 196V195H52ZM113 196V195H112ZM157 196H161V197H163L162 199H157ZM1 198V197H0ZM25 198V197H24ZM39 198V197H38ZM96 198V197H95ZM181 198H183V197H181ZM32 199L33 200H35L34 199V197H32ZM40 199V198H39ZM61 200H63L62 198H60V197H58V196H56V199L54 200V199H50L49 197H47V196H43V199L41 200V207L39 206L38 207V209H40V211L37 213L36 211H35V213L33 212L32 214H34V219H36V221L39 223V224H35L36 225V228L38 229V228H40V230L42 229V225H43V229H48V227L51 225V226H55L53 223H54V221H52L53 223H51V224H49V221L47 220V219H49L50 221L52 220V219H54L55 218V216H56V218L55 219H57L58 217L57 216H60L61 215V213H62V211L63 210H60L61 208H62V206H61V204L59 203V201H61ZM136 200V199H135ZM204 200V199H203ZM31 201V200H30ZM120 201H122V200H120ZM130 201V200H129ZM134 201V200H133ZM140 201H142V200H140ZM143 201H145V200H143ZM148 201V200H147ZM207 201V200H206ZM205 201V202H206ZM38 202H39V200H38ZM118 203V202H117ZM116 203V204H117ZM121 203V202H120ZM145 203H147L148 204V202H146L145 201ZM150 203V202H149ZM153 203V204H154ZM218 203V202H217ZM216 203V204H217ZM63 204H67L66 203V201H64L63 200ZM103 204V203H102ZM122 204H125L124 202H122ZM127 204V203H126ZM207 204V203H206ZM38 205H40V204H38ZM129 205V204H128ZM144 205V204H143ZM142 205V206H143ZM150 205V204H149ZM103 206V205H102ZM147 206V205H146ZM153 206H155V204L153 205ZM130 207H132V206H130ZM157 207H159V206H157ZM237 207V206H236ZM0 208H1V210L3 209V208H5V207H3L2 206V204H0ZM44 208H48L47 210H43L42 211V209H44ZM68 208V207H67ZM105 208H108V207H105ZM151 208H152V205H151ZM155 208V207H154ZM167 208V209H168ZM127 208H125V207H122V208H113V209H111V212L112 213H115V215H117V216H120V217H122L123 218V220H120V221H118L117 219H115V217L114 216H112V215H106L107 216V218H106V220H105V224H108V227L109 228H107V229H109V234L107 235V236H105L104 237V239H108V237L110 236V240L109 241H118V240H122L123 239V236H125L126 235V239H130V237L132 236V234H134V232H135V230H132V229H123L122 228V223H124V219H127V218H135V217H138V214H135L136 213V208L135 209H133V212L134 213H132V214H130V212L128 211V210H126ZM132 209V208H131ZM148 209V208H147ZM158 209V208H157ZM160 210H161V208H159ZM215 209H216V206L214 205V203H212V201L211 202H209L208 203V207L206 208V210H204L203 212H201L200 214L201 215H206V217H208V219H205L204 217H203V220L205 221V222H208V224L209 225H211L213 228H219V227H217L215 224H218V220H220V219H218V218H220V216L221 215H217V214H215ZM33 210V209H32ZM149 210V209H148ZM159 210V211H160ZM103 211V210H102ZM132 211V210H131ZM163 211V210H162ZM166 211V210H165ZM209 211H213L214 213L212 214H209ZM247 211V210H246ZM263 211H264V209H263ZM2 212V211H1ZM5 212H6V210H5ZM228 212V211H227ZM67 213V212H66ZM65 213V214H66ZM31 214V215H32ZM46 214H51V215H46ZM146 214H148V213H146ZM228 214V213H227ZM253 214V213H252ZM92 215V214H91ZM230 215H232V214H230ZM246 215V214H245ZM62 216V215H61ZM61 216H60V218H61ZM65 216V215H64ZM64 216H62V217H64ZM98 217V216H97ZM101 217V216H100ZM248 217V216H247ZM59 218V219H60ZM72 218V217H71ZM228 218V217H227ZM245 218V217H244ZM54 219V220H55ZM66 219H68V217H66ZM87 219H89V218H87ZM98 219V218H97ZM102 219V218H101ZM166 219H167V217H166ZM226 219V218H225ZM58 220V219H57ZM76 220V219H75ZM85 220V219H84ZM167 220H169V218L167 219ZM171 220V219H170ZM174 220V219H173ZM207 220V221H206ZM164 221H166V220H164ZM11 222H15L16 223V221H15V219H12L11 220ZM47 222V223H46ZM56 222V221H55ZM72 222H74V221H72ZM224 223H228V222H226V221H223ZM35 223V222H34ZM63 223V222H62ZM66 223V222H65ZM68 223V222H67ZM133 223V222H132ZM257 223V222H256ZM42 224V225H41ZM57 225V224H56ZM70 225H72V224H70ZM75 225V224H74ZM84 225V224H83ZM92 225V224H91ZM121 225V226H120ZM148 225H150V224H148ZM10 226V225H9ZM64 226V225H63ZM216 226V227H215ZM251 226V225H250ZM57 227V226H56ZM96 227V226H95ZM107 227V226H106ZM118 227H120V228H118ZM150 227H152L151 225H150ZM15 228V227H14ZM50 228V227H49ZM61 228V227H60ZM144 228V227H143ZM52 229V228H51ZM54 229V228H53ZM62 229V228H61ZM92 229H94V227L92 228ZM91 229V230H92ZM105 229V228H104ZM39 230V229H38ZM97 230V229H96ZM64 231V230H63ZM26 232V231H25ZM28 232V231H27ZM42 232V231H41ZM52 232V231H51ZM67 232V231H66ZM6 233H8L7 231L5 232V234L4 235H6ZM101 233V232H100ZM50 234V233H49ZM56 234V233H55ZM141 234V232L139 233L138 232V236ZM0 235H3V232L2 231H0ZM45 235V234H44ZM48 235V234H47ZM64 235V234H63ZM180 235H182V231H178V232H176V234H174V237L175 236H180ZM203 235V234H202ZM21 236V235H20ZM23 236V235H22ZM25 236V235H24ZM68 235H65L63 238H59V242L61 243V244H65V246H59L60 248H61V250L59 249V251L60 252H67V256L65 257L66 258V260H67V264H69V263H72V264H86V262H87V264H93L92 263V261H94V260H90L91 262H89L88 260H87V258L85 257V253H84V251L83 250H78V245H79V243H81V241L80 240H78V239H75V238H71V241H69L68 239H69V237H67ZM75 236V235H74ZM137 236V237H138ZM5 237V236H4ZM7 237V236H6ZM8 238V237H7ZM57 239V238H56ZM133 240H132V242L133 241H135L137 238H136V235L132 238ZM49 240V239H48ZM249 240H250V238H249ZM253 240V239H252ZM25 242V241H24ZM51 242V241H50ZM52 242H53V239H52ZM51 242V243H52ZM166 242H169V241H166ZM46 243H47V240H46ZM50 243V244H51ZM54 243V242H53ZM57 243V242H56ZM174 243V242H173ZM172 243V244H173ZM177 243V242H176ZM192 243H193V245H195V247L197 246V245H199L200 246V244H204L203 242H201V238L200 237H197V238H193L192 239ZM247 243V242H246ZM257 243H258V241H257ZM48 244H49V242H48ZM259 244V243H258ZM24 245V244H23ZM26 245V244H25ZM24 245V246H25ZM32 245V244H31ZM56 245V244H55ZM60 245V244H59ZM169 245V244H168ZM23 246V251L24 252H26L27 250H28V248L29 247H24ZM50 246V245H49ZM48 246V247H49ZM257 246V244L255 243L254 244V247H256ZM35 247V246H34ZM51 247V246H50ZM55 247V246H54ZM88 247V246H87ZM253 246L251 247V248H254ZM33 248V247H32ZM36 248V247H35ZM56 248V247H55ZM52 249V248H51ZM80 249V248H79ZM198 250V252H199V248L197 249ZM217 250V249H216ZM262 250V249H261ZM36 251V250H35ZM53 251H56V249H54ZM188 249H184V261H186V262H188V263H190V264H195V262L193 261V255L194 254H192L190 251H189V255L187 254L188 252ZM89 252V251H88ZM22 253V252H21ZM27 253V252H26ZM25 253V254H26ZM87 256V255H86ZM64 258V259H65ZM164 258V257H163ZM169 259V258H168ZM172 259V258H171ZM65 260V261H66ZM162 260V259H161ZM167 260V259H166ZM63 261V260H62ZM159 261V260H158ZM157 261V262H158ZM172 261V260H171ZM60 262V261H59ZM156 262V261H155ZM174 262V261H173ZM172 263V262H171ZM56 264V263H55ZM63 264H64V262H63ZM168 264V263H167Z\"/></svg>",
  "mask_w": 264,
  "mask_h": 264
},
{
  "label": "snow or ice",
  "instance_id": "obj_3",
  "mask_svg": "<svg viewBox=\"0 0 264 264\" xmlns=\"http://www.w3.org/2000/svg\"><path fill=\"white\" fill-rule=\"evenodd\" d=\"M61 8L63 11L60 12V19L56 22V28L55 32L57 36H66L70 32L75 31L78 32V35L75 36V39L80 40L81 42H87L90 45H94L98 48H107L108 45L101 44L97 40V38L89 32L87 28L79 29L77 27V21L80 17H83L85 15L84 13V7L86 4V0H59ZM46 6V0H29L28 2V13L29 17L32 22L31 27V33L34 37L39 39L48 38L51 39V36L48 33V27H49V16L45 9ZM158 9L161 8V5L157 4L155 5ZM253 9H258L262 13H264V0H261L259 4H254ZM253 9H250L252 11ZM181 10L187 11L189 13H195L196 6H181ZM95 13L98 21H111V20H118L121 23H125L126 25L132 26V32L136 33L137 35L140 34V32H147L151 34L152 36L156 37V42L152 45V47L155 50V55L157 57L162 56L165 53L169 54H176L177 56H183L188 59H192L196 61V66L200 68L201 72L203 73V76L200 78V80H190L187 77L184 76H169L164 77L162 79L158 80H152L149 78L145 71L143 69L139 70L138 75L136 74V61L133 60L131 57L127 55L126 52L118 50L116 55L118 57H123V66L128 71L129 75L133 77V83H141L145 87H161L164 86L167 83H173V82H179V83H188L196 85L198 88L202 85L203 88V95L197 96L193 95L192 100L198 99V107L199 112L198 115L200 116H211L213 122L215 123L216 116L214 112V102L211 100L209 96V89L208 84L210 82V77L208 76L207 69H206V62L205 59L201 53V50L199 46H193V47H181L173 43H168L165 40L160 39V34L156 31L155 26L160 23V21L163 19V17H158L155 19L149 18L147 22L143 24V26L135 21L129 18L128 16L124 15L123 12L109 8L104 4V0H98V3L95 7ZM67 15L68 19L67 22L64 21V17ZM0 18H4L7 20V23L4 28H0V31H7L11 34L12 38L14 40H21L22 36L20 31L14 27V18L9 14L8 9L5 7V0H0ZM219 26V25H218ZM260 24L256 22H250L249 28V36H248V46L251 48L256 40V32L260 28ZM177 30L180 29V25H176ZM185 32H187V29H184ZM133 43L132 37H127V44ZM260 55L264 56V48H261ZM33 59L39 58L41 61L48 59L50 61H53L55 63L61 64L64 66V70H73V71H83V72H92L95 71L90 66L80 64L79 62L71 59L68 56H64L60 53H52V52H46L38 47L33 48ZM253 56H255V52H253ZM209 59L215 60L216 57H210ZM15 62L3 59L0 60V71L10 68ZM254 63V62H253ZM109 72V69L106 68L104 71L100 72L99 74L101 76H106ZM10 75V73H9ZM113 81H116V77L113 76ZM45 91L48 94L49 98L52 100V102L55 103H63L67 104L69 101V97H72L75 99L77 104H80L82 101L83 104L86 106V111L83 113V116L85 119H91L93 116V112L95 108L100 104L101 97L99 95L100 90L95 87L94 82L92 80L85 81L84 85L77 86L75 88H69L67 92H58L55 89L52 88L50 84L45 82ZM84 88L87 90L86 96L80 95V89ZM235 90V89H232ZM253 95L262 96L264 95V81H261L259 84H257L255 80V71L253 68V82L251 87ZM27 97V94H24V98ZM116 103L113 105L114 108H128L127 104L121 103V97L119 94H117L116 97ZM191 102V101H190ZM224 102L222 101L221 104ZM36 106L33 105V111H35ZM141 109H133V111H140ZM145 112H152V111H159L161 113H167L171 112L172 110L163 106V105H150L145 106L143 109ZM261 111H264V106L260 107ZM77 115H80V113H76ZM107 115L109 117H112L114 119H119L115 115L114 112H108ZM174 116H179L181 113H173ZM0 119H11V117H8L6 115L0 116ZM258 124V132L261 135H264V125H260L259 121H257ZM101 132H113V129H106L103 125L100 126L98 129ZM161 139H163V132L164 129L161 128ZM188 131L195 135H209L208 133H194L191 126H189ZM257 134V129H254L253 135L255 136ZM213 143L210 145H202L201 147L205 151L212 150L213 156L215 155L214 149L218 147V137L220 135L219 129L217 128L216 132H213L212 134ZM224 135H230V133H224ZM109 140H112V136L109 135ZM61 142L63 143V137L61 138ZM159 147V145H157ZM245 152H248V146L245 145ZM183 155V153H181ZM251 155L253 157H258V153L252 152ZM118 161L123 160V157L117 156L116 157ZM148 159V158H144ZM23 160L28 165L32 167L34 170L35 175L37 178H39L40 170L43 168H46L48 170H51L56 174V180L55 183L57 185L56 188V194L58 197L62 198L64 201H66L68 210L73 212L74 214L80 215V216H86L88 213L82 208V206L73 199L68 194V188L59 178V172H60V165L50 162H44L37 159H32L29 157H18L16 162H20ZM98 162V161H97ZM125 163H132L131 161H124ZM186 163H195V164H202L205 163V161H185ZM209 165H211V161H207ZM85 164L88 167L89 171V182L99 184L101 183V180L99 176L96 174L95 168H93L92 163L89 161H85ZM243 170V169H242ZM117 175L120 177L119 179V185H120V191L121 194H123L124 190L129 187L125 183V173L121 172L119 167H117ZM158 171V169L155 168L154 165H149L148 168H145L143 172L138 173L133 178V184L136 183L140 179L141 176L145 178L146 183H151L150 176L153 172ZM208 177L205 176V180H207ZM245 184H251L250 181H243ZM252 187H256L255 185H251ZM103 187H108V181L103 180ZM198 187L199 191L201 193H204L205 188L200 186H194ZM43 190V189H42ZM257 191H259L261 194H264V188H257ZM0 195L4 196L6 206L10 209L9 211V219H15L17 227L18 228H24L27 229L28 235L26 236H19L18 239L21 241H26L29 244L36 245L37 250L35 252V264H55L56 261L63 260L67 256V252H58V251H49L48 246L45 243L44 238L41 236V234L37 231L36 225L33 223V220L31 218L29 208L24 203L20 192L15 186L14 181L11 179L10 173L5 167V160L3 157H0ZM167 197L169 201L175 202L176 200H179L181 197H186L188 203L195 204V211L197 216L204 210L205 202L200 196H191L188 193H176L173 195L172 193H167ZM163 197L157 196V199H162ZM230 200H235L237 197H234L229 194ZM242 203H247V201H241ZM105 212L108 215H112L117 219L118 221L123 220L122 217L115 215V213L111 212L110 206L108 208H105ZM220 215L224 216V209L222 208L220 210ZM195 219V217H193ZM231 220H238L239 218L237 216L229 217ZM218 226H219V236H223L225 230L228 232V237L226 239L229 240L228 244H224L220 241L218 237L212 238V244L213 245H220V248L222 250L226 248L231 247V238L235 234V229L232 225L229 223H224L222 220H218ZM175 230L183 231L184 226L182 225H172L170 226ZM238 227V226H237ZM123 229H132L136 232H144V233H154L156 235H159L162 231L161 229L156 228H139L137 224L134 223H128L127 221H124L122 225ZM205 228L207 226L205 225ZM65 229H60L59 231H63ZM79 231V229H77ZM242 232L243 229H240ZM52 235V234H49ZM258 235L262 240H264V219H262L260 223V229L258 231ZM174 242L170 246H166V251H169L170 248H176L178 247L180 249L178 253V261L179 264H184V249L186 247L185 240L187 239V236L181 237V236H175ZM144 249H150L151 247H154V245L151 244H143L142 245ZM127 242L123 240L118 241H108V240H100L98 235H93L92 240L89 244V251L92 253L93 259L99 261V264H111V258L115 257V264H138L139 260H145L148 256L152 255L151 251H148L145 255L137 257H133L131 261H125V256H127L126 252ZM6 240L3 235H0V264H5V256H6ZM33 253L29 252L28 254H22L20 252L17 253V260L22 261L23 264H32V257ZM220 255L217 253L214 249H210L208 251V255L205 261V264H219ZM163 258V257H161ZM257 261H260V264H264V256L257 257L255 255L251 256L250 261L248 264H257Z\"/></svg>",
  "mask_w": 264,
  "mask_h": 264
}]
</instances>
